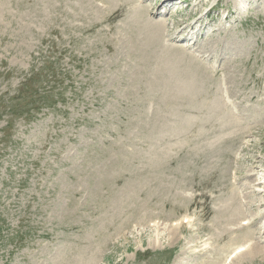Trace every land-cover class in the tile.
<instances>
[{
  "label": "rangeland",
  "instance_id": "1",
  "mask_svg": "<svg viewBox=\"0 0 264 264\" xmlns=\"http://www.w3.org/2000/svg\"><path fill=\"white\" fill-rule=\"evenodd\" d=\"M98 1L111 10L102 11ZM123 1L0 0V264H264L263 254L251 253L264 247V0L196 6L202 12L219 4L209 23L216 30L203 42L210 48L222 42L235 58L218 62L226 72L215 81L201 71L210 61L199 62L186 49L161 50L158 37L171 34V25L150 35L146 56L135 59L144 49L135 41L146 40L134 21L126 19L133 33L121 31L120 14L129 15V6L114 15L112 9ZM146 2L155 11L162 0ZM161 6L172 15V7ZM162 42L185 47L172 38ZM182 59L202 68L197 94L177 93L178 81L189 77L175 67ZM165 63L172 68L161 72ZM239 91L251 106L233 107L243 120L235 116L220 132L201 102L222 109L224 93ZM224 184L235 198L225 194L222 202L238 210L230 205L218 214L217 198L207 193ZM183 190L201 193L197 199L205 203L195 212L205 227L192 232L180 225L174 234V225L164 223L195 207L194 199L181 202ZM259 215L252 226L248 220L227 232L239 219ZM142 218L163 223L146 225ZM238 246L249 254L238 258L232 253Z\"/></svg>",
  "mask_w": 264,
  "mask_h": 264
},
{
  "label": "bare ground",
  "instance_id": "2",
  "mask_svg": "<svg viewBox=\"0 0 264 264\" xmlns=\"http://www.w3.org/2000/svg\"><path fill=\"white\" fill-rule=\"evenodd\" d=\"M111 1V0H110ZM118 1V0H117ZM147 0H143V3H141V0H124L123 2H118L117 4L118 5H116V7L115 8H113L112 10H118V7H123L124 5H128L129 6V15H128V17H129V19H130V21L133 23V21L135 22L134 24H136V26L138 27L137 29L139 30V31H142V33H143V31H146L147 32V36L145 37V40L146 41H141V47H143L142 49L143 50H141V51H137V52H135V54L133 55V57L136 59L137 57H141V56H144L146 53H147V50H148V48H150L151 46H152V43L151 42H147L148 41V34L150 33V35L151 36H153V34L155 33L156 35H157V32H159L160 33V27L162 26V25H166V24H164L161 20H155V21H152L151 20V18H154V17H156L157 15H158V13H154V12H152V9H153V7L151 6V4H147V2H146ZM168 2L169 3H171V2H173V0H168ZM111 3V2H110ZM130 6H133V7H130ZM168 6V5H167ZM160 9L161 10H166V8L164 9V7L163 6H161L160 5ZM169 8H171V7H169ZM197 8V7H196ZM117 10L115 11V13L117 12ZM126 10H127V8H126ZM112 12H114V11H112ZM122 11H120V13H121ZM133 14V16H132V14ZM171 13V12H170ZM170 15V14H169ZM120 16H123V14L121 13L120 14ZM115 18H117V16H115ZM133 18L135 19V20H133ZM198 21H200V19H196V22H198ZM130 24V23H129ZM185 24H187V23H185V21H183L182 23H181V25H180V27H179V29H178V31H184L185 30V28L187 27ZM131 25H133V24H131ZM130 26V25H129ZM133 27V26H132ZM131 28V27H130ZM182 28V29H181ZM132 29V28H131ZM137 29H136V31H137ZM189 29V28H188ZM187 29V30H188ZM134 30H135V28H134ZM159 30V31H158ZM126 32H124V33H133V32H131L130 30H125ZM149 32V33H148ZM178 33V32H177ZM180 33V32H179ZM155 34H154V37H153V39H155V38H157L156 36H155ZM161 34V33H160ZM181 34V33H180ZM138 35H140L139 33L136 35L137 37H138ZM158 36V35H157ZM133 38V37H132ZM136 38V37H135ZM143 38V37H142ZM136 40V39H135ZM144 40V39H143ZM164 40H165V38H164ZM138 41L139 40H136L135 42L138 44ZM130 42V41H129ZM160 43V46H162L161 47V50L163 49V51L165 52V53H167V55L168 54H171L170 52H174V51H177V49H176V47H174V46H172L170 43L169 44H164V43H162V42H159ZM166 43V42H165ZM155 44V43H154ZM156 45V44H155ZM140 47V48H141ZM139 48V49H140ZM136 49V48H135ZM179 51V50H178ZM177 53V52H176ZM180 54H181V56H182V54H187V52H185V51H183L182 53H181V51L179 52ZM137 57H136V56ZM189 56L191 55L190 53L188 54ZM146 56V55H145ZM149 56V55H148ZM147 56V57H148ZM176 57V56H175ZM183 57V56H182ZM196 59V58H195ZM157 61L159 60H162V57L160 56V59H156ZM164 60V59H163ZM180 60V59H179ZM150 59H145L144 60V64L146 65V67H148V63L150 64ZM182 61H183V59H182ZM162 62V61H161ZM169 62V61H168ZM178 62L179 61H177V64H178ZM192 62H195V63H197V61H190V60H188V61H183V62H180V64H178V65H176L175 66V63H173V62H171L170 61V63L171 64H173L175 67H177V68H179V69H182L184 72H186L188 75H189V77H186V78H184V77H182L183 79H181V80H179L178 81V84H177V86H176V89H177V93L178 94H185V92L187 91L189 94H194V93H196L197 94V90H198V86L196 85V79H197V75H200L199 74V72L197 71V70H201V69H199V68H197L199 65V63H197V64H195V66L192 64ZM163 63V62H162ZM158 64V63H157ZM161 66L162 67H164L162 70H161V72H163L165 69L167 70V68L168 67H170V68H172L171 66H169V63H165L164 64V66H163V64H161ZM161 66H159V68L161 67ZM144 69V68H143ZM175 69V68H174ZM173 69V70H174ZM170 70V69H169ZM180 71V70H179ZM201 71H207V72H205L206 74L205 75H208V76H210V77H212V74L213 75H217V70H215V69H211V70H206V69H202ZM159 72V71H158ZM173 72H175V71H173ZM165 73V72H164ZM182 73V72H181ZM161 74H163V73H161ZM202 75H203V73H201ZM145 75V74H144ZM174 75V74H173ZM172 75V76H173ZM187 75V76H188ZM201 75V76H202ZM171 76V77H172ZM190 76L193 78V80L190 82V83H188V80L190 79ZM215 77V76H214ZM176 79V78H175ZM171 81V80H170ZM174 82L176 81V80H173ZM198 81V80H197ZM202 83V82H201ZM193 89V90H192ZM166 91H168L167 89H166ZM171 91V90H170ZM221 91H224V89H222ZM173 93H175V92H173ZM187 94V93H186ZM174 95V94H173ZM176 95V94H175ZM237 95V94H236ZM218 96V95H217ZM174 97H176V96H174ZM177 99H178V97H176ZM175 99V98H174ZM223 102H224V104H225V108L222 106V109H218V108H216V109H214V110H212L210 107L208 108L207 106H208V104H207V100L204 102V100H202V102H201V106H200V109H202L203 108V106H204V110H205V112L206 113H208V114H210V116L212 117V120L213 121H215L216 123H217V128H218V130L220 131V132H222L223 130H225L226 128H227V126L228 125H232L233 123H234V120H235V116H238L239 118H241L242 120H243V118L240 116V113L237 111V110H233V107H235L234 105H230L229 104V100H222ZM221 101V102H222ZM220 102V101H219ZM230 105V106H229ZM214 106V105H213ZM237 106V105H236ZM218 107V106H217ZM215 108V107H214ZM218 109V110H217ZM231 110V111H230ZM234 113H233V112ZM226 113V114H225ZM181 114V113H180ZM235 117V118H234ZM203 118V117H202ZM187 120V119H186ZM208 121V120H207ZM195 122V121H194ZM164 123V122H163ZM170 124H171V122H169ZM173 124H174V121L172 122ZM214 123V122H213ZM165 124V123H164ZM167 125V124H166ZM202 125H205V124H202ZM165 126V125H164ZM169 127H170V125H169ZM172 127V126H171ZM174 128V127H173ZM159 129V128H158ZM200 129V128H199ZM215 129V128H214ZM202 131V130H201ZM204 132V131H203ZM202 132V133H203ZM236 132V131H235ZM184 133V132H183ZM198 134V133H197ZM234 134L235 133H231L229 136H230V138H232V137H234ZM206 135V134H205ZM185 136V135H184ZM201 136V135H200ZM203 137H205L204 135H203ZM231 195H233L232 193L230 194V200H231ZM232 198H235V197H232ZM234 201V200H233ZM232 201V202H233ZM225 202V201H224ZM227 203V202H226ZM230 205V204H229ZM236 205V204H235ZM234 205V207L232 206V208H235V211H237L238 210V208H237V210H236V206ZM240 205V204H239ZM230 206V207H231ZM239 207V206H238ZM231 208V209H232ZM239 208H241V207H239ZM230 211V210H229ZM241 211V210H240ZM229 213V212H228ZM231 213H233V212H231ZM231 213H229V215L231 214ZM236 214H238V213H236L235 212V215ZM228 215V214H227ZM233 216V215H232ZM237 216V215H236ZM263 216H264V214H263ZM225 217V216H224ZM234 217V216H233ZM219 219H221V218H219ZM263 219V218H262ZM230 220H231V218H230ZM233 220V219H232ZM254 222H255V220H254ZM222 225H224V223L222 224ZM179 226H180V224H177V225H174V234H176V231H177V229L179 228ZM224 227V226H223ZM172 228V227H171ZM217 228V227H216ZM222 228V227H221ZM217 230H219V229H217ZM222 230V229H221ZM224 230V229H223ZM251 231H252V229H250ZM172 231H173V229H172ZM230 231V230H229ZM247 231H249V229L247 230ZM224 232H225V230H224ZM228 232V231H227ZM246 233V232H245ZM248 233H250V231L248 232ZM157 235H158V233H156ZM173 234V233H172ZM173 234V235H174ZM252 234V233H251ZM244 236V235H243ZM247 236H248V234H247ZM246 236V237H247ZM252 236V235H251ZM244 238V237H243ZM248 238V237H247ZM157 239V238H156ZM232 243V242H231ZM243 243V242H242ZM223 248V247H222ZM248 249H249V247H248ZM248 249H246L247 251H248ZM221 250H223V249H221ZM239 252V253H238ZM238 253V258H243L246 254H249V253H241V250L240 251H237V252H235L234 254H237ZM241 253V254H240ZM252 254H254V255H258V256H261V254H263L261 257H264V247H258L257 245H255L254 247H253V251L251 252ZM250 253V254H251Z\"/></svg>",
  "mask_w": 264,
  "mask_h": 264
}]
</instances>
